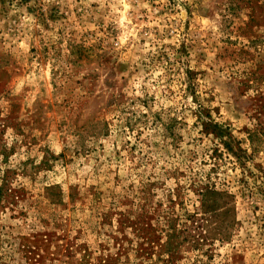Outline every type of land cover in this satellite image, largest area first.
Here are the masks:
<instances>
[{"label": "rangeland", "instance_id": "obj_1", "mask_svg": "<svg viewBox=\"0 0 264 264\" xmlns=\"http://www.w3.org/2000/svg\"><path fill=\"white\" fill-rule=\"evenodd\" d=\"M0 264H264V0H0Z\"/></svg>", "mask_w": 264, "mask_h": 264}]
</instances>
